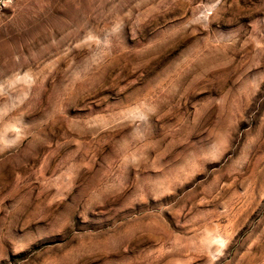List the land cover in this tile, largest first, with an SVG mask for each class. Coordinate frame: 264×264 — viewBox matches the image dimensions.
<instances>
[{
  "label": "rangeland",
  "instance_id": "rangeland-1",
  "mask_svg": "<svg viewBox=\"0 0 264 264\" xmlns=\"http://www.w3.org/2000/svg\"><path fill=\"white\" fill-rule=\"evenodd\" d=\"M0 264H264V0H0Z\"/></svg>",
  "mask_w": 264,
  "mask_h": 264
}]
</instances>
